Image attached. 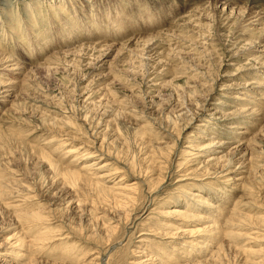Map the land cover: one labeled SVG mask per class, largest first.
I'll list each match as a JSON object with an SVG mask.
<instances>
[{
    "label": "rangeland",
    "instance_id": "obj_1",
    "mask_svg": "<svg viewBox=\"0 0 264 264\" xmlns=\"http://www.w3.org/2000/svg\"><path fill=\"white\" fill-rule=\"evenodd\" d=\"M234 8L0 0V264H264V43Z\"/></svg>",
    "mask_w": 264,
    "mask_h": 264
},
{
    "label": "bare ground",
    "instance_id": "obj_2",
    "mask_svg": "<svg viewBox=\"0 0 264 264\" xmlns=\"http://www.w3.org/2000/svg\"><path fill=\"white\" fill-rule=\"evenodd\" d=\"M125 1V0H124ZM202 2H204L205 0H201ZM213 1V0H212ZM77 2V1H76ZM220 3H221V1H219ZM249 2H251V7H243V6H241V5H239L238 6V4L236 5V4H234L233 2H231V0H225V5L227 6V7H230L231 5H233V6H235V8H237L238 9V16H240V18H241V20H242V25L241 26H237V31H239L240 33H239V36L242 38V37H244L245 38V40H247V41H249L248 43H249V45L251 46V45H253V44H255L254 42H257V41H259L258 43H264V37H263V35H264V0H250ZM207 3V2H206ZM217 3L218 2H215V4H214V2H210V4H208L209 6H205L204 4L203 5H201L202 3H200V7H202V6H204L205 8H202V10H193V14H191V16H189V20H184V22L185 23H187V25L188 24H190L191 25V28L192 27H197L198 25H195L194 23L196 22V18H197V15L199 16V15H201L199 18H197V20L198 19H200V23L202 24L203 22H201V19H206V17H207V15L208 14H210V9H213V10H217L218 8L216 7V5H217ZM74 5V4H73ZM94 4H92V2L90 3V6H89V8L91 9L92 7H94L93 6ZM127 5V4H126ZM68 6V5H67ZM215 6V7H214ZM105 9H106V7H104ZM235 8H234V10H235ZM58 8L56 7V10H57ZM203 9H204V16L202 15V13H199V12H202L203 11ZM236 9V10H237ZM72 11H74V10H72ZM177 11V10H176ZM60 12V11H59ZM77 12H79V11H74V15H76L75 13H77ZM124 12H125V10H124ZM72 13V12H71ZM130 13V12H129ZM57 14V12L55 11V16H57L56 15ZM211 15H213V14H210V16ZM78 16V15H77ZM75 17V16H74ZM95 17H97V16H95ZM77 18V17H76ZM92 19V18H91ZM215 19V18H214ZM207 20V19H206ZM92 21V20H91ZM125 21V20H124ZM182 21H183V19H182ZM222 21V20H221ZM95 22V21H94ZM121 22V21H120ZM119 22V23H120ZM126 22V21H125ZM192 22H194V23H192ZM77 23V22H76ZM75 23V24H76ZM123 23V22H122ZM198 23H199V21H198ZM197 23V24H198ZM222 23V22H221ZM92 24V23H91ZM174 24V23H173ZM176 24L177 23H175V26H176ZM206 27L208 26V27H210L209 26V24H206V23H203ZM202 24V25H203ZM241 24V23H240ZM79 25H80V23H79ZM87 25V24H86ZM172 25V24H171ZM186 25V24H185ZM186 25V26H187ZM200 25V24H199ZM237 25V24H236ZM257 25H262V28L260 29V30H257V28L258 27H256ZM93 26V25H92ZM108 26H109V24H108ZM173 26V25H172ZM174 26V27H175ZM228 26V25H227ZM185 27V26H184ZM188 27V26H187ZM205 27V28H206ZM16 28V27H15ZM79 28V27H78ZM204 28V26H203V29H205ZM171 29V28H170ZM202 29V28H201ZM76 30V29H75ZM190 30V29H189ZM199 30V29H198ZM207 30V29H206ZM205 30V31H206ZM78 31H81V29H79ZM83 31V30H82ZM81 31V32H82ZM164 31V30H163ZM168 31V30H167ZM173 31V30H172ZM191 32L190 33H192V32H197V31H195L194 29H191L190 30ZM204 30H203V32H205ZM256 31H260V32H256ZM171 32V31H170ZM202 32V33H203ZM236 32V31H235ZM164 33V32H163ZM176 33V32H175ZM188 33H189V31H188ZM200 33V32H199ZM201 33V35H203ZM79 34V33H78ZM156 34V33H155ZM159 34H161L160 32H158L157 33V35H159ZM79 35H81V33L79 34ZM154 35V34H153ZM198 35V34H197ZM200 35V34H199ZM216 35V34H215ZM238 35V34H237ZM149 36V35H148ZM156 36V35H155ZM238 36V37H239ZM144 37H146V36H144ZM150 37V36H149ZM159 37V36H158ZM157 37V38H158ZM187 37V36H186ZM202 37V36H201ZM207 37H210V35H207ZM206 37V38H207ZM135 38V37H134ZM143 38V37H142ZM147 38V37H146ZM149 39V38H148ZM203 39V38H202ZM145 40H147V39H145ZM150 40V39H149ZM151 40H152V38H151ZM150 40V41H151ZM104 41V40H103ZM106 41V40H105ZM144 41V40H143ZM213 41V40H212ZM104 43V42H103ZM150 43V42H149ZM154 43V42H153ZM152 44V43H151ZM150 44V45H151ZM158 45V44H157ZM209 46L212 48L214 45L213 44H209ZM264 46V45H263ZM156 47V46H155ZM247 48V47H246ZM250 48L251 47H249L248 49L250 50ZM244 49V48H243ZM160 50V49H159ZM263 53H264V51H263ZM1 55V54H0ZM256 58V57H255ZM2 59V58H1ZM7 59V60H6ZM264 59V58H263ZM12 59H10L9 60V58H4L3 57V60H0V61H5L6 63L8 62V61H11ZM1 63V62H0ZM3 65V64H2ZM12 64H9V65H7V66H5V68H3V69H1V70H3V72H4V70H8L7 68L9 67V66H11ZM18 66H16V65H14V67H13V69H20V68H17ZM12 69V70H13ZM2 74H4V73H2ZM263 74H264V71H263ZM258 75V74H257ZM1 80H0V86H2V87H0V97H5V98H0V102H6L7 101V98L10 96V93H11V91H10V88L12 87V86H9V83H4L3 81H2V78H0ZM170 81V80H169ZM254 84V83H253ZM2 88L4 89V90H2ZM5 93V94H4ZM253 111V110H252ZM246 132V131H245ZM75 149V148H74ZM73 149V150H74ZM70 150V149H69ZM86 154V156L84 157V159L85 158H88L89 156L88 155H90L89 154V152L87 153H85ZM83 159V158H82ZM105 166H107L106 164H102L100 167H99V169H103ZM73 173V172H72ZM73 175H80V173H78V172H74V174ZM80 176H82V175H80ZM100 177V176H99ZM102 177V176H101ZM104 191H106V190H104ZM204 203H206L208 206H210V203L206 200ZM180 215V214H179ZM231 232V231H230ZM213 233V232H212ZM213 240V239H212ZM200 246L201 245H198V248H200Z\"/></svg>",
    "mask_w": 264,
    "mask_h": 264
}]
</instances>
